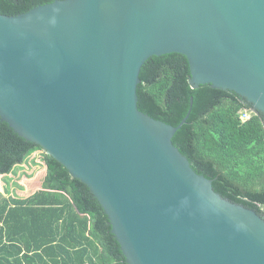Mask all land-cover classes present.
Instances as JSON below:
<instances>
[{"label": "water", "instance_id": "95a60500", "mask_svg": "<svg viewBox=\"0 0 264 264\" xmlns=\"http://www.w3.org/2000/svg\"><path fill=\"white\" fill-rule=\"evenodd\" d=\"M264 113V0H57L0 13V118L83 182L128 264H264V217L217 193L138 107L150 58ZM193 101L191 102V104Z\"/></svg>", "mask_w": 264, "mask_h": 264}, {"label": "trees", "instance_id": "16d2710c", "mask_svg": "<svg viewBox=\"0 0 264 264\" xmlns=\"http://www.w3.org/2000/svg\"><path fill=\"white\" fill-rule=\"evenodd\" d=\"M57 0H0V13L17 16ZM138 107L174 127V145L225 198L264 216V113L238 94L190 85L181 54L154 56L141 70ZM193 103L191 104V102ZM42 148L0 118V180ZM28 197L0 196V264H128L103 207L91 190L52 156Z\"/></svg>", "mask_w": 264, "mask_h": 264}, {"label": "rangeland", "instance_id": "374dc122", "mask_svg": "<svg viewBox=\"0 0 264 264\" xmlns=\"http://www.w3.org/2000/svg\"><path fill=\"white\" fill-rule=\"evenodd\" d=\"M42 154L43 151L34 150L23 164L17 165L10 174L3 175L0 196L22 199L34 192L45 171Z\"/></svg>", "mask_w": 264, "mask_h": 264}, {"label": "built area", "instance_id": "2783aa9c", "mask_svg": "<svg viewBox=\"0 0 264 264\" xmlns=\"http://www.w3.org/2000/svg\"><path fill=\"white\" fill-rule=\"evenodd\" d=\"M254 110L252 111H245L242 115H241V118L243 119V120H248L250 117H251V115L252 114H254Z\"/></svg>", "mask_w": 264, "mask_h": 264}, {"label": "bare ground", "instance_id": "6f19581e", "mask_svg": "<svg viewBox=\"0 0 264 264\" xmlns=\"http://www.w3.org/2000/svg\"><path fill=\"white\" fill-rule=\"evenodd\" d=\"M262 216V215H261ZM264 217V216H263Z\"/></svg>", "mask_w": 264, "mask_h": 264}]
</instances>
